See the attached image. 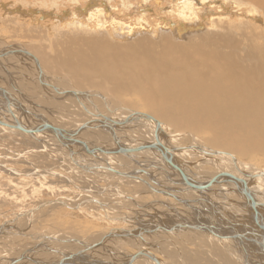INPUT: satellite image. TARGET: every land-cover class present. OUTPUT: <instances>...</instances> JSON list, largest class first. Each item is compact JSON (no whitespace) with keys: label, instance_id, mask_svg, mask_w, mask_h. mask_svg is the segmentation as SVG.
<instances>
[{"label":"bare ground","instance_id":"obj_1","mask_svg":"<svg viewBox=\"0 0 264 264\" xmlns=\"http://www.w3.org/2000/svg\"><path fill=\"white\" fill-rule=\"evenodd\" d=\"M223 1L224 9L220 10L213 5L218 0H178L173 19L141 11L138 25L133 26H125L107 10L106 15L95 12L98 7L92 2L87 18H95L96 24L84 25L85 21L77 20L64 29L58 28L63 23L60 20L53 27L60 36L53 35L54 47L49 43V48L62 65L45 57L39 47H34L35 56L23 44H2L0 59L8 60L13 71L25 77V82L21 79L24 85L32 83L20 64L32 61L30 80L34 82L32 93L25 99L28 90L23 88V92L18 76L13 81L10 69L3 67L0 78L8 87L0 89L7 92L10 104L6 106L0 93V128L30 136L35 140L30 141V147L41 153L56 158L64 154L70 171L43 173L36 169L23 173L1 165L2 169L23 179L57 176L91 193L82 200L79 197L77 203L72 201L74 204L62 199L44 202L19 216L39 215L51 204L85 209L94 203L112 222L126 220L130 225L109 231L95 241L42 234L26 255L19 254L9 264H51L54 258L53 264H59L70 256L72 264H240L239 253L246 260L244 264H264V169L238 160V156L253 155L255 162H264V0ZM243 2L252 8L248 16L226 9L241 10L239 4ZM196 4L210 6L206 20L196 13ZM35 16L36 24L44 29L33 36L47 42V22L40 25L46 16ZM34 29L37 31L36 25ZM33 36L27 34L26 38ZM53 63L57 70L48 68ZM70 73L77 76L70 78ZM62 76L69 82L61 80ZM11 81L25 101L9 89ZM124 95L129 102L122 99ZM46 98L61 102L49 101L51 110L49 104L42 107L47 104ZM33 103L41 113L32 109ZM45 123L62 130L59 136L42 129ZM17 124L26 132L17 130ZM201 134L208 139H200ZM185 135L191 145H176ZM156 140L161 149L147 148ZM187 156H194L195 161H184ZM202 166H208L209 171H190H200ZM95 178L113 181L112 189L117 193L111 194L118 197L114 206L97 198L106 191L93 189ZM125 184L135 189L134 193L144 191L154 200L141 205L139 196L130 197L131 190L130 194L123 193L121 186ZM240 190L242 194L238 195ZM246 192L254 203L261 204L258 213L250 209L252 201ZM151 205L166 207L168 213ZM133 207L137 209L133 216L144 213L147 219L108 216L110 210L120 213ZM211 215L214 221L218 216L222 229L210 223ZM135 219L140 226H134ZM99 242L101 245L88 250ZM99 248L106 250L98 253ZM161 253L165 259L159 257Z\"/></svg>","mask_w":264,"mask_h":264},{"label":"rangeland","instance_id":"obj_2","mask_svg":"<svg viewBox=\"0 0 264 264\" xmlns=\"http://www.w3.org/2000/svg\"><path fill=\"white\" fill-rule=\"evenodd\" d=\"M218 1L219 3H214L213 5L214 6L216 5V7H218L220 10L224 9L223 8L224 6H221V3L223 0H218ZM226 1L227 0H224L223 3ZM92 2L95 3V5L98 7L95 10V12L104 13V15H106L105 10H107L109 11V13L111 12V15L113 14L112 17L114 19L123 22L125 26H128V24L133 26L134 25L133 23L138 25L136 21H137V17L139 19L140 14L142 13L141 11H144V14L148 16H150L152 13H156L157 15H160L162 17L173 19L177 12L176 4L178 3V0H157V1L156 0H0V39L3 40L2 43L0 44V53H2L3 51L1 49L3 47L2 44H9V45L11 43L17 44V46H13V47H20V45L23 44L35 56L37 55L34 53V50L35 48L38 49L37 47H39L43 51V54L45 57H49L50 59H52V61L58 64L62 63L60 60H58L55 54L54 56L52 55V49L49 48L53 40V35L60 36L57 33V31L54 30L53 27L56 23H59L60 20H63V23L61 24L60 22V25L58 26V28L61 27L64 29L65 28L67 29L66 25H68L69 23L75 22L77 20L82 21V22L85 21V23H83L84 25H86V23L96 24L97 20L95 18L94 19L87 18L91 10L90 7L94 6V5L89 6ZM239 5L243 6V8L241 7V10H232L229 7H226V9L234 13H239L240 15L245 16L246 14V16H248L252 9V8L250 9V7L247 6L248 3L243 2V3H240ZM112 7H115V8H112ZM209 7L210 6L196 4V9H197L196 13L199 15H203L204 19L206 20L207 17L209 16L207 12H211L209 10ZM253 9L257 10L256 8H253ZM118 12L120 13V15H115ZM56 13H59L60 16L57 15ZM35 14L38 16H42V17L46 16V19L44 21L40 20V25H43L45 22H47L45 23V25L47 26L46 27L47 29H45L44 31L47 42H43V40H39L38 38L39 36H35V37L33 36V34L43 32V29H44L43 26L39 27V25L36 24V22L34 21V19L36 18ZM28 20L30 22H28ZM15 21H17L16 24H15ZM159 21L160 20H158L157 22L160 23ZM35 25H36L37 31H32ZM25 26L29 27V29L28 30L25 29L24 28ZM41 28H42V31H41ZM71 28L74 29V27H71ZM252 29H253V26L250 30L252 31ZM255 30L258 31V29H255ZM114 31H115V28H114ZM233 31H236V29H233ZM27 34H31L33 37L29 40L28 38H26ZM80 34H86V31ZM133 36L135 35L133 34ZM117 40L121 42H125V40L121 38H118ZM51 45L53 46V44ZM2 60L0 59V70H1L0 73L3 72L2 69L3 67H5L8 70L10 69L9 72L12 74L11 76L14 79L13 81H15L16 77L18 76V83L20 84L18 85L21 86L22 91L24 92L23 88L28 90V92L26 91L25 93L26 96H23V93H20L19 91H16L15 89H13L12 81L10 82L11 87H9V89L13 90L11 91L14 92V94H16L17 99L21 98V101H25L23 97L24 98L28 97L27 96L28 93H32L31 89H32V84L34 82L30 80L31 78H33L32 66H31L32 61L28 59L25 62L20 64L22 65V68L24 66L25 67L27 66L26 68L24 67V69L22 70L26 74V76L29 77V81L32 83V84L24 85L23 82L26 81L24 80L25 77L22 78L21 73H17L15 70L13 71V68H11L12 63L9 64L8 60L7 62L4 61L5 59L3 61ZM48 68L51 70L58 69L55 63H53L52 65H48ZM68 76L70 78H74L77 75L75 73H70L68 74ZM21 79H23V82L21 81ZM49 80L54 81V80H51V78ZM61 80L68 81V79L65 78L64 76H62ZM75 85L82 86V84H77V83H75ZM0 86H5L7 88L8 84H4V80L0 78ZM122 99L128 101L125 95L122 97ZM45 100H47V104H42L43 105L42 107H45V108L48 107L49 105H50L49 108L51 107V104H50L51 102L49 101L61 102L57 100L54 101L51 99L48 100L47 98ZM3 101H6V100L4 99ZM5 103L7 104V102ZM35 103L38 104L37 101H35ZM35 103L32 104L31 106L32 109L37 112H40L41 110L38 108V106ZM50 109L52 110V107ZM46 114L50 117L48 113ZM17 130L20 131V129H17ZM174 132L178 133L177 130H174ZM23 134H24L23 132L20 133L16 131H12L10 133V130L4 131L0 128V257L4 256V260L0 261V264H9L13 259L19 256V254L21 256L26 255L28 253L29 247L34 245V242L36 241L37 236H40L42 234H46V233L47 234H57L61 236L76 237V238H79L85 241H91V240L95 241V240H98L103 234L108 233L109 231L122 229L123 227H130V225H127L126 220L112 222V220L106 217V214L104 213V211L99 210L97 208V204H94V203H91L88 207H85V209L84 208L83 209H78V208L72 209L69 207L62 206V205L59 206L58 204L56 205L51 204L49 206H45V208L44 207L42 208V211H40L39 213V215L41 216L35 214V216L33 215L34 218L33 216L25 217L24 215L23 217L22 216L20 217L19 215L21 212L33 209L35 206H38L44 202L53 201L54 203L58 201L59 199H62V201L67 200V202L74 204L73 202L75 203L79 202V197H80V200H82L83 198H86V195L91 196V193L86 194L85 192H82L81 188L74 187L73 185L67 182L66 183L62 182L61 178H58L57 176L48 175L46 179H40V178L36 179L33 177L28 178V179H23V178H20L19 176L12 177V175L7 173L6 170L4 171L1 165L7 166L9 168H13L17 172H23V173L27 171L29 172L36 171V169L39 171L43 170L42 171L43 173H46L45 171H53V172L55 171V172L67 174L70 171L66 167L68 160L64 159L65 157L63 158L64 154H62L61 157L58 156V158H56L52 155H48L46 152L41 153L40 151H37L36 149L34 150V148L30 147L33 144L30 141L34 142L35 140L32 139L30 136L27 137L25 136V134L24 135ZM135 137L136 136H134V138ZM136 138L148 140L146 137H136ZM199 138L204 139V140L208 139V137L203 134L199 135ZM191 143L192 142H189V136L185 135L184 138L182 137L179 140H177L176 145H179L182 147L184 146L189 147ZM83 154L89 155L85 152H83ZM185 160L186 162L188 161L189 163H191L195 161V157L187 156L184 158V161ZM238 160H240L244 164H252V165H255L257 168L264 169V162H261V161L255 162L256 158L253 155H248L246 157L238 156ZM210 169L213 170L212 168ZM190 171H193L195 174H197L198 172H204V171L208 172L209 167L202 166L200 171H196L194 168H191ZM98 179L94 181L95 185L93 189H103V192L106 191L105 192L106 194L101 197L98 196L97 198L103 201H106V202L109 201L111 205H115L114 203L118 201L117 200L118 197L115 196L116 194L115 195L111 194L114 192L117 193L116 190L114 191L112 189L113 181L109 180L111 182H108L107 180H105L106 178L105 179L98 178ZM78 185H81V184L78 183ZM121 187H122L123 193L125 192V194H130L131 189L126 184L122 185ZM87 190L88 189H84L83 191H87ZM131 194L132 195L130 197L134 198V190H131ZM239 194H242L241 190L238 192V195ZM227 196L231 197V195L229 194ZM218 201L223 202L221 200H218ZM134 210H137L136 207L134 209H124V210L121 209L119 210L120 213L112 212V210H110L111 214L108 213V216L111 218H115V219H123L124 215H129L130 217H136V218L143 217L142 220H145V218L147 219V216L144 213L141 216L140 215L133 216V215H136ZM237 216H240V214H237ZM216 220L217 221H214L211 215L210 223L212 225L214 224V226H218L217 228L222 229L223 228L221 226L222 224L220 223V219L218 218L217 215H216ZM137 221L138 220L135 219L133 222L135 227L140 226L139 222ZM225 221H227L228 223H232L229 220H225ZM9 223L12 224L11 225L12 227L10 226ZM131 227L133 226L131 225ZM212 233L213 232H208V234H212ZM221 239L227 240V241H237V240H231L230 238L223 239L221 237ZM43 242L44 241H40L41 244ZM182 243L183 245H186L185 242H182ZM100 249H103V248H99L97 251L98 253L102 252L103 250H106V249H103V250H100ZM130 251H133V250H130ZM184 253L186 255H189L188 252L187 253L184 252ZM35 254H38V253H35ZM239 254H240V260H241L240 264H244L246 260L244 256L241 255V253ZM159 257L162 259H165L162 253L159 254ZM55 259L56 258H54V261L50 263L53 264V262L56 261ZM200 263L205 264L204 262H199L198 264Z\"/></svg>","mask_w":264,"mask_h":264},{"label":"water","instance_id":"obj_3","mask_svg":"<svg viewBox=\"0 0 264 264\" xmlns=\"http://www.w3.org/2000/svg\"><path fill=\"white\" fill-rule=\"evenodd\" d=\"M0 93L2 94V97L7 101L6 106L8 107V104H10V101H8V95H7V92H5L4 89H0ZM146 117L150 119L149 116H146ZM17 126H18V129H20V130L26 132V130H24L23 127H21V126H19V125L17 124V125H16V128H17ZM42 129H44V130H48V129H50V130L54 131L55 134L58 133V135H56V136H59V134H60L61 131H62V130H60V129L54 128L52 125H50V124H48V123H45V124L43 125ZM28 133H31V131L28 132ZM79 142H81V141H79ZM75 143H78V141H76ZM146 147H147V146H146ZM158 147H160L159 149H161L163 146L160 145V143L156 140V144H152L151 146H148L147 148H158ZM142 148H144V147H142ZM134 150H135V149H134ZM127 151H128V150H127ZM169 163H170V162H169ZM171 164H172V163H171ZM183 178H184L185 180H187V178H186V176H185L184 174H183ZM214 181H215V179L212 180L211 182H214ZM199 187L201 188V187H203V186H199ZM246 197L252 201L251 204H250V209H252L255 213H258V207H259L261 204H260V203H254L253 199L251 198V195H250L248 192H246ZM99 244L101 245V242L91 245V246L88 248V250L95 248V247L98 246ZM69 258H71V256H70ZM69 258H66V259L60 261L59 264H72V262L69 261ZM133 258H135V257H133ZM153 260H154L156 263H158V260H157V259H153Z\"/></svg>","mask_w":264,"mask_h":264},{"label":"crops","instance_id":"obj_4","mask_svg":"<svg viewBox=\"0 0 264 264\" xmlns=\"http://www.w3.org/2000/svg\"><path fill=\"white\" fill-rule=\"evenodd\" d=\"M107 161H108V160H107ZM145 163H147V162H145ZM112 168H115V167H112ZM116 168H117V167H116ZM116 168H115V169H116ZM133 190L135 191V189H133ZM130 195H132V194H130ZM136 196H139V197L137 198V201L140 202L141 205L151 203V202L154 200V197H153L152 195H150V194H146L144 191H138V192L134 193V198H135ZM117 200H118V199H117ZM116 202H117V201H116ZM112 206H114V205H112ZM196 206H198V205H196ZM150 207L168 213V210L166 209V207H163V206H160V205H151ZM179 208L182 209V210H185V209L181 208V206H179ZM149 212H151V211H149ZM108 213H109V212H108ZM115 214H116V213H115Z\"/></svg>","mask_w":264,"mask_h":264}]
</instances>
